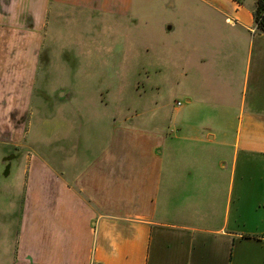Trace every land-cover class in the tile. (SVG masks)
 Masks as SVG:
<instances>
[{
	"label": "crops",
	"instance_id": "0c3cea01",
	"mask_svg": "<svg viewBox=\"0 0 264 264\" xmlns=\"http://www.w3.org/2000/svg\"><path fill=\"white\" fill-rule=\"evenodd\" d=\"M20 1L0 0V84L25 87L28 95L39 58L15 31L12 8ZM39 1H89L125 12L134 4ZM194 1L208 15L181 17L182 40L170 47L190 86L187 103L212 121L176 125L157 100L149 126L123 123L86 164L66 150L76 142L54 150L65 163L47 153L18 159L23 249L11 264H264V32L257 0ZM0 95L2 115L13 92ZM61 134L55 144L69 135Z\"/></svg>",
	"mask_w": 264,
	"mask_h": 264
},
{
	"label": "rangeland",
	"instance_id": "374dc122",
	"mask_svg": "<svg viewBox=\"0 0 264 264\" xmlns=\"http://www.w3.org/2000/svg\"><path fill=\"white\" fill-rule=\"evenodd\" d=\"M12 9L18 21L15 31L32 50L37 47L39 61L28 95L25 87L0 84V93L13 92V103L2 115L7 104L0 95V264H11L19 249L22 255L18 239L25 201L16 186L21 175L18 159L47 153L48 159L58 156L56 160L65 163V154L54 150L76 142L66 150L82 156L80 165L86 164L123 123L131 127L144 120L149 126L157 100L164 102L163 112L175 117L176 125L205 127L212 121L193 100L187 103L190 86L181 79L182 69L170 47L182 40L181 17L208 15L194 0H134L128 12L102 9L89 1L46 6L22 0ZM64 132L69 134L66 141L55 144ZM11 155L17 159L6 161Z\"/></svg>",
	"mask_w": 264,
	"mask_h": 264
},
{
	"label": "trees",
	"instance_id": "16d2710c",
	"mask_svg": "<svg viewBox=\"0 0 264 264\" xmlns=\"http://www.w3.org/2000/svg\"><path fill=\"white\" fill-rule=\"evenodd\" d=\"M242 2V0H237ZM255 19L260 31L264 32V0H257V8L255 11Z\"/></svg>",
	"mask_w": 264,
	"mask_h": 264
},
{
	"label": "water",
	"instance_id": "95a60500",
	"mask_svg": "<svg viewBox=\"0 0 264 264\" xmlns=\"http://www.w3.org/2000/svg\"><path fill=\"white\" fill-rule=\"evenodd\" d=\"M13 158H15V155H11L10 157L6 158V161H11Z\"/></svg>",
	"mask_w": 264,
	"mask_h": 264
},
{
	"label": "flooded vegetation",
	"instance_id": "af4514ba",
	"mask_svg": "<svg viewBox=\"0 0 264 264\" xmlns=\"http://www.w3.org/2000/svg\"><path fill=\"white\" fill-rule=\"evenodd\" d=\"M10 119L13 120V116H10ZM12 141V140H11Z\"/></svg>",
	"mask_w": 264,
	"mask_h": 264
},
{
	"label": "built area",
	"instance_id": "2783aa9c",
	"mask_svg": "<svg viewBox=\"0 0 264 264\" xmlns=\"http://www.w3.org/2000/svg\"><path fill=\"white\" fill-rule=\"evenodd\" d=\"M179 105H181V104L179 103Z\"/></svg>",
	"mask_w": 264,
	"mask_h": 264
}]
</instances>
